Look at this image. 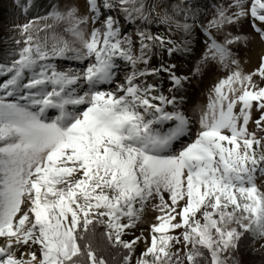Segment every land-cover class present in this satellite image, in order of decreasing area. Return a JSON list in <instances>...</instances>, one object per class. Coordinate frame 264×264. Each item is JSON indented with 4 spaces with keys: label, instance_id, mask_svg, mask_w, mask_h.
I'll use <instances>...</instances> for the list:
<instances>
[{
    "label": "snow or ice",
    "instance_id": "snow-or-ice-1",
    "mask_svg": "<svg viewBox=\"0 0 264 264\" xmlns=\"http://www.w3.org/2000/svg\"><path fill=\"white\" fill-rule=\"evenodd\" d=\"M154 16L182 43L147 27L128 34L125 24ZM245 21L250 33L226 31ZM196 24L186 0L150 9L145 0H84L83 12L67 0L16 26L22 39L0 62V264H109L105 250L118 264H201L205 250L210 264H226L246 233L264 239V56L245 72L233 49L256 37L264 44V0H228L203 26L197 71L216 64L227 75L177 153L189 119L146 78L164 72L170 92L183 87L175 64H149L157 47L189 51ZM56 59L85 66L60 71ZM121 62L130 70L118 82ZM150 205L155 223L136 236Z\"/></svg>",
    "mask_w": 264,
    "mask_h": 264
},
{
    "label": "rangeland",
    "instance_id": "rangeland-1",
    "mask_svg": "<svg viewBox=\"0 0 264 264\" xmlns=\"http://www.w3.org/2000/svg\"><path fill=\"white\" fill-rule=\"evenodd\" d=\"M175 1V2H174ZM74 3H77L81 9V12L84 11V0H73ZM145 2L149 5V9L151 6L158 2V0H145ZM61 3H67V0H31V5L27 6L25 5V0H20L21 6H17L16 0H3L0 1V4L4 7L3 4L8 5V17H9V26L8 28L14 32L16 35L13 37L14 40L22 39V37L19 34V30L17 29V25H23L30 20H35L37 17L45 16L48 14L49 11H51L52 7L59 6ZM164 3L172 6L181 4V0H164ZM194 5H191L190 3L186 2V5L188 7H191L194 12L197 13V17H199L200 21H205L206 24L213 18L215 15L216 9L223 5L227 6L228 0H194ZM27 6V12L25 13L23 11V7ZM184 6V5H181ZM3 9V8H1ZM158 12H161L163 14V10L157 8ZM168 11L171 13V7L168 8ZM1 13V12H0ZM203 14V16L201 15ZM200 15V16H199ZM156 22L155 16L153 17V22L149 25H140L139 22L135 23V26H130L125 24V27L127 28V32H132L137 30V27H147L151 26ZM39 25H43L44 23H52L49 21H38ZM160 24V23H158ZM163 26V24H160ZM167 26V25H166ZM202 26L201 22H197L195 31H200V27ZM62 27V26H61ZM61 27H58L56 29V32L61 35H66L62 33ZM168 27V26H167ZM158 31H162V28H159ZM171 31H177L175 27L173 26ZM226 31H231L233 34H236L237 32H245L250 33L251 28L247 21L243 22L242 25H236L233 27H230L226 29ZM6 31H1V33H5ZM45 35L44 32H40V36L43 37ZM48 38L49 43H51L52 38V32H48ZM70 39V37H69ZM13 40V41H14ZM8 41V40H6ZM11 41L10 43L12 45H15ZM222 42V41H221ZM22 46V45H21ZM204 46V45H203ZM17 48V46H16ZM201 51L198 54V56L195 58L194 62L192 63V66H190L188 69H184V72H187V77H189L190 81L195 87L196 91L193 96V102L192 104V112L194 118H196L197 122L200 119L201 112L207 107L209 103V98L212 96V89L214 85L222 78H224L227 75V70L224 68H221L219 65L216 64H209L203 66L200 71H197V66L200 64L201 57L205 51V47L200 48ZM233 49L235 52L238 53V59L240 60L241 68L245 72H251L255 68H257L260 64L261 57L264 56V44H261L259 41V38L256 37L255 39H252L247 47H245L243 44L240 45H234ZM63 61L62 62V68L58 69L60 71H67L68 69H82L85 65L80 63H71L74 60H67V59H56L52 61V63L58 64L57 61ZM67 61V62H65ZM77 62V61H76ZM87 62H85L86 64ZM128 70V67L121 66L120 71L121 73L118 74V82H123L125 77V72ZM189 70V71H188ZM259 82V81H258ZM114 88L115 85H112ZM183 88H181L179 91H183ZM11 100V99H10ZM56 115H52L51 118H54ZM254 117H258L259 113L255 112L253 113ZM196 122V124H197ZM254 126L250 124V131L254 130ZM193 133L196 132V128H193ZM191 135L192 141L195 139V134ZM183 147H178L174 150V152H179V150ZM157 213L154 212L151 208V205L147 208L145 211L143 220L141 224L137 227V229L134 230V234L136 236H140L143 234V236L147 237L149 235V225L152 223H155V217ZM246 236H251L250 234H245ZM126 239H131V236H126ZM247 240L249 238H246ZM145 244L143 242L139 243L136 248V256H139L140 253L145 249ZM182 247V245H181ZM250 249L253 253L261 255L264 254V239H255L253 244H250ZM175 251V249H174ZM223 258V257H222ZM226 264L227 260H226Z\"/></svg>",
    "mask_w": 264,
    "mask_h": 264
},
{
    "label": "trees",
    "instance_id": "trees-1",
    "mask_svg": "<svg viewBox=\"0 0 264 264\" xmlns=\"http://www.w3.org/2000/svg\"><path fill=\"white\" fill-rule=\"evenodd\" d=\"M1 2L3 0H0ZM175 2V1H174ZM187 3H190L191 5H194V0H186ZM4 7L0 4V30L6 31L5 33L0 34V62H9L12 58L11 53L16 49V45H12L10 42L13 41V37L16 35L13 31H11L9 26V17L8 15V5L3 4ZM3 8V9H1ZM203 16V14H201ZM200 16V15H199ZM183 22V21H181ZM191 22V21H189ZM197 22H201L202 26L200 27V31H194V33L188 37V39L191 41L190 43V50L187 52H175L172 55H169L166 50H162L159 47L155 48L153 50V54L150 60L149 68H159L161 64L164 65H172L175 64V73L178 76H184L187 77V72H184V69H188L190 66H192V63L194 62L195 58L198 56V54L201 51V47H205V33L203 31V26H206L205 21H200L199 17H197ZM159 22L156 20L154 24L149 26L148 30L153 35H160L164 37L165 40H173L176 43L180 44L185 39L182 32L179 31H169L168 27L166 25H160ZM130 26H135V24H131ZM159 28H162V31H158ZM128 34L134 35L135 31L129 32ZM8 40V41H6ZM204 45V46H203ZM62 60L57 61L58 64H56L57 70L62 68ZM67 62V61H65ZM71 63H79L76 61H73ZM126 66L123 62H121V66ZM128 67V66H126ZM143 67V66H141ZM126 70L125 74L129 71ZM189 71V70H188ZM121 73V71H119ZM147 82L150 84H155L160 89L161 93L165 96L172 97L175 95L179 100V110L183 112L189 119L190 122V128L191 131L188 136L181 138L173 148V151L177 149L178 147H184L188 143L192 141L191 135L193 133V128H196L195 134L199 130V120L197 122L196 118L193 116L192 112V102H193V96L196 91V87L189 82L190 79L187 77V80L183 84V91H174L170 92L169 89L172 87V84L169 80L168 74L161 72L158 73L155 76H149L146 78ZM12 98H9V100ZM170 107V106H169ZM57 111L55 109H49L48 110V116L51 118L52 115H57ZM259 117V116H258ZM257 117V118H258ZM253 119H256V117L253 116ZM197 122V124H196ZM254 126V125H253ZM255 127V126H254ZM258 184H260L262 187H264V181L258 180ZM246 238H249L248 240ZM254 239L251 236H246L241 239L239 247L231 253L230 256L227 257V263L228 264H264V254L258 255L251 251L250 244H253ZM96 243H99L101 247L103 246V241L97 239L94 241V245ZM103 254L109 259V264H118L119 256H116L115 259H113V256H115V253H113L111 250H105ZM205 260L201 262V264H210V255L205 250Z\"/></svg>",
    "mask_w": 264,
    "mask_h": 264
}]
</instances>
